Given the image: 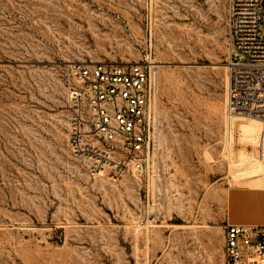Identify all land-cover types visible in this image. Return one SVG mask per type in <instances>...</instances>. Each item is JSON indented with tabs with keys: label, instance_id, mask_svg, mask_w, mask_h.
<instances>
[{
	"label": "rangeland",
	"instance_id": "1",
	"mask_svg": "<svg viewBox=\"0 0 264 264\" xmlns=\"http://www.w3.org/2000/svg\"><path fill=\"white\" fill-rule=\"evenodd\" d=\"M228 3L0 0V264H223L227 223L264 224L262 125L225 116ZM150 54V164L95 169L72 147L71 66Z\"/></svg>",
	"mask_w": 264,
	"mask_h": 264
},
{
	"label": "built area",
	"instance_id": "2",
	"mask_svg": "<svg viewBox=\"0 0 264 264\" xmlns=\"http://www.w3.org/2000/svg\"><path fill=\"white\" fill-rule=\"evenodd\" d=\"M227 30L226 121L254 118L264 134V0H229ZM156 73L151 54L71 66L72 147L95 169L141 174L149 166L159 128ZM223 230V264H264V225L227 223Z\"/></svg>",
	"mask_w": 264,
	"mask_h": 264
},
{
	"label": "crops",
	"instance_id": "3",
	"mask_svg": "<svg viewBox=\"0 0 264 264\" xmlns=\"http://www.w3.org/2000/svg\"><path fill=\"white\" fill-rule=\"evenodd\" d=\"M255 187H258V186H255ZM260 188H264V185H262V187H260ZM246 193H247V191H246ZM246 193H242V194H239V195H233V198H237L238 196H241V195H245ZM240 207V206H239ZM242 212H243V210L242 209H245V207L244 206H241L240 208H239ZM245 212V211H244ZM247 212V211H246ZM249 218L251 219V220H254V219H256V218H261L262 219V221H264V213H257V212H254V213H250L249 214ZM236 219L237 220H240V221H245V220H243V218H242V216L241 215H237L236 216ZM242 219V220H241ZM246 221H249V220H246ZM258 221H260V220H258ZM250 222H253V221H250ZM245 223V222H244ZM247 223V222H246ZM240 224V223H239ZM249 224H254V223H249Z\"/></svg>",
	"mask_w": 264,
	"mask_h": 264
},
{
	"label": "bare ground",
	"instance_id": "4",
	"mask_svg": "<svg viewBox=\"0 0 264 264\" xmlns=\"http://www.w3.org/2000/svg\"><path fill=\"white\" fill-rule=\"evenodd\" d=\"M239 224V223H238ZM240 224H249V223H240ZM257 225H264V224H257Z\"/></svg>",
	"mask_w": 264,
	"mask_h": 264
}]
</instances>
